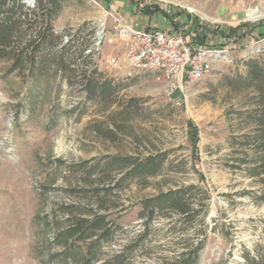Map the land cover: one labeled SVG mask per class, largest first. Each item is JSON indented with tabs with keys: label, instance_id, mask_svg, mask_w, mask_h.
I'll use <instances>...</instances> for the list:
<instances>
[{
	"label": "rangeland",
	"instance_id": "1",
	"mask_svg": "<svg viewBox=\"0 0 264 264\" xmlns=\"http://www.w3.org/2000/svg\"><path fill=\"white\" fill-rule=\"evenodd\" d=\"M134 1L173 15L169 29L189 37L194 21L206 25L207 45L226 46L234 62L192 82L155 72L126 80L107 62L123 54L115 34L95 57L118 87L110 103L90 100L78 78L55 66L34 79L8 72L12 62L0 59V264H82L91 256L86 243L64 259L56 237L72 217L100 213L113 235L93 248L90 264H176L201 240L197 264H248L246 255L264 253V175L251 174L259 97L245 65L258 59L264 76V0ZM251 8L263 16L250 19ZM102 13L92 0H64L54 29L97 30ZM67 60L84 66L77 56ZM165 151L160 173L146 179L122 180L111 164ZM190 184L198 186L188 194L201 210L196 218L165 210L146 225L143 200Z\"/></svg>",
	"mask_w": 264,
	"mask_h": 264
},
{
	"label": "trees",
	"instance_id": "2",
	"mask_svg": "<svg viewBox=\"0 0 264 264\" xmlns=\"http://www.w3.org/2000/svg\"><path fill=\"white\" fill-rule=\"evenodd\" d=\"M63 2L64 0H39L36 1V6L31 8L24 0H0V59L12 62L8 72L19 71L21 74L23 72L34 79L43 75L49 67L55 66L65 74L69 72L76 80L78 78L86 88L90 100L96 102L109 100L110 103H113L118 92L114 80L106 77L97 66L93 67L95 63L92 56L84 54L85 48L91 42L94 30L82 36L81 28L86 27L82 25L79 32L74 34L73 39L63 44V32L59 34L54 29L53 21L60 13ZM149 9L150 7L146 6L143 11L150 13ZM155 11L163 12L167 18H171V22L176 26L173 15H169L159 7ZM244 25L247 26V24ZM189 34H192L193 43L208 44L209 32L206 25L194 21L189 28ZM245 34L251 33L246 31L243 35L245 36ZM59 45H61V49L56 51L55 48ZM70 55L73 59L77 56L83 61L82 69L81 67L78 69L71 67V63L67 60ZM245 65L247 67V86L254 88L259 97L256 115L251 116L256 124L254 141L257 154L251 174L264 175V76L262 65L258 59H249ZM126 86H128L127 83L122 85V87ZM134 102L136 103V100L129 101V105ZM167 155L168 152L165 151L149 154L142 158L131 155L117 156L112 158L111 164L119 165L123 170L122 180L146 179L160 173ZM197 188L198 186L194 184L183 185L161 191L155 197L143 200L144 212L142 215L147 214L146 225L154 219L156 214L165 210L179 213L188 220L196 218L201 210L195 207V203L190 200L188 194ZM108 222L107 216L101 213L72 217L68 227L59 231L56 237L63 246L61 253H57L56 256H62L64 259L72 258L76 253V245L79 242H85L87 253L91 255L89 256L91 259L87 258L86 254L82 264H90L94 258L92 257L93 248L101 241L111 239L113 235L111 224ZM204 244L205 241L201 240L193 249L182 253L176 264L183 262L197 264ZM246 259L248 264H264V253L254 258L246 255Z\"/></svg>",
	"mask_w": 264,
	"mask_h": 264
},
{
	"label": "built area",
	"instance_id": "3",
	"mask_svg": "<svg viewBox=\"0 0 264 264\" xmlns=\"http://www.w3.org/2000/svg\"><path fill=\"white\" fill-rule=\"evenodd\" d=\"M92 1L99 5L97 0ZM24 2L31 8L36 6L35 0ZM106 13L114 20V31L124 42L122 56H108L107 62L123 79L155 72L166 79L192 82L210 76L215 65H230L234 62L226 46L196 44L188 35L159 27H133L121 14ZM104 24L102 22L97 30L92 25L81 28L82 36L94 29L91 42L84 50L85 55L92 56L95 63L93 67L97 66L95 57L101 52L102 43L109 40ZM79 30L80 27H76L64 31L62 43L70 42Z\"/></svg>",
	"mask_w": 264,
	"mask_h": 264
},
{
	"label": "crops",
	"instance_id": "4",
	"mask_svg": "<svg viewBox=\"0 0 264 264\" xmlns=\"http://www.w3.org/2000/svg\"><path fill=\"white\" fill-rule=\"evenodd\" d=\"M99 6L102 7L105 11V14L99 15L98 17L104 18V27L108 33L109 37H112L116 34L114 31V20L107 16L106 12L110 11L113 13H118L123 16V18L133 27H159L165 30H170L169 27L172 25L171 20L164 16H156V14L146 13L141 11L134 0H99ZM97 16V15H96ZM100 17V18H101ZM94 18L95 16L87 17ZM56 28V25H55ZM113 30V31H112ZM124 51V49H123Z\"/></svg>",
	"mask_w": 264,
	"mask_h": 264
},
{
	"label": "bare ground",
	"instance_id": "5",
	"mask_svg": "<svg viewBox=\"0 0 264 264\" xmlns=\"http://www.w3.org/2000/svg\"><path fill=\"white\" fill-rule=\"evenodd\" d=\"M246 15H248V17L252 20L259 19L260 17L263 16L261 12H259L257 9H254V8L248 9ZM205 16L208 17L207 15Z\"/></svg>",
	"mask_w": 264,
	"mask_h": 264
}]
</instances>
